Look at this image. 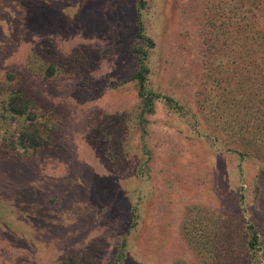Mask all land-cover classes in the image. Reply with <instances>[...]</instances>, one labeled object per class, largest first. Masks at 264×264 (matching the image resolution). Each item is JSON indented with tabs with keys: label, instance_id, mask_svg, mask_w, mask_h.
I'll return each mask as SVG.
<instances>
[{
	"label": "rangeland",
	"instance_id": "1",
	"mask_svg": "<svg viewBox=\"0 0 264 264\" xmlns=\"http://www.w3.org/2000/svg\"><path fill=\"white\" fill-rule=\"evenodd\" d=\"M144 2L149 84L199 114L203 7L219 0ZM137 19L136 0H0V91L27 89L56 126L24 155L6 140L17 121H0V264H116L123 241L119 264L192 263L181 222L197 205L252 223L264 264V161L240 163L239 177L162 102L137 124Z\"/></svg>",
	"mask_w": 264,
	"mask_h": 264
},
{
	"label": "trees",
	"instance_id": "2",
	"mask_svg": "<svg viewBox=\"0 0 264 264\" xmlns=\"http://www.w3.org/2000/svg\"><path fill=\"white\" fill-rule=\"evenodd\" d=\"M136 2V46L130 48L136 70L131 80L136 85V116L141 129L148 124V116L155 113L156 103L162 102L172 113L196 124L195 133L208 143L217 158L221 159L223 154L233 156L238 162L239 177L243 174L240 163L253 158L264 161V0H219L204 5L201 30L204 74L196 97L199 114L190 113L187 105L182 106L149 84L152 70L147 64L148 50L156 43L147 36L140 17L145 2ZM46 72L53 76L51 70ZM38 107L33 95L21 86L0 91V121H17V129L8 135L7 144L24 155L39 153L50 145L56 131L55 124H49L51 120L39 118ZM111 130L106 131L108 135ZM98 132L105 133L101 126ZM259 186L254 184L257 192L261 190ZM181 232L194 260L177 264H233L229 260L230 251H244L249 264H257L259 232L244 217L234 222L216 209L190 206L184 212ZM124 257L123 241L114 263L119 264Z\"/></svg>",
	"mask_w": 264,
	"mask_h": 264
}]
</instances>
